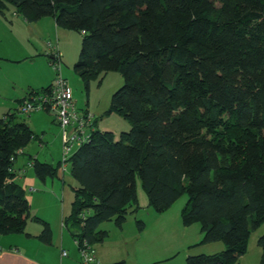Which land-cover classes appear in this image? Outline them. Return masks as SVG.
I'll return each instance as SVG.
<instances>
[{"label":"trees","instance_id":"1","mask_svg":"<svg viewBox=\"0 0 264 264\" xmlns=\"http://www.w3.org/2000/svg\"><path fill=\"white\" fill-rule=\"evenodd\" d=\"M9 9L28 23L50 17L82 34L75 71L86 86L111 72L124 79L107 113L130 131L115 141L93 117L89 142L67 161L77 185L64 225L78 250L105 241L102 224L123 228L138 212L139 178L155 212L187 194L183 225H201V245L224 244L187 264H236L245 256L252 230L264 223V0H0V13ZM38 139L17 113L0 119L1 236L25 234L31 219L15 164ZM29 159L41 181L62 167ZM34 221L50 244L48 224ZM258 245L264 264V234Z\"/></svg>","mask_w":264,"mask_h":264},{"label":"rangeland","instance_id":"2","mask_svg":"<svg viewBox=\"0 0 264 264\" xmlns=\"http://www.w3.org/2000/svg\"><path fill=\"white\" fill-rule=\"evenodd\" d=\"M0 16L7 24L3 27L1 25L4 23L0 24V58L4 59L0 62V119L8 112L17 113L18 120L28 124L41 138L33 141L26 152L43 163L54 166L59 162L63 164L62 129L58 124H52L54 112L42 111L30 116L20 113L22 105L31 100L32 92L55 83L59 72L55 65L50 63L52 55L50 43L56 46L58 39L51 32H46V29H38L36 27L38 23H33L29 28L18 26L16 21L23 18L15 14L13 9L0 13ZM66 32L68 37H64L62 43H58L62 55L60 72L73 91L76 109L79 112H88L97 122L98 129L114 133L115 141H118L121 133L130 131L132 127L121 116L107 113L112 96L124 85L122 74L118 72L104 74L86 86L75 71L83 35L74 31ZM124 125L128 126L127 130H122ZM27 156H20L18 164H27ZM23 169L30 171V174L34 173L28 165ZM17 183L23 187V182L17 179ZM37 183L39 186L29 185L27 179V186H25L31 212L47 220L51 227L56 229L58 225L63 224L64 215L70 214L74 200L72 189L77 184L70 174V165L66 164L65 172L62 167L60 168L59 178L48 180L47 183L39 180ZM30 187L34 192L29 191ZM136 191L140 209L137 213L128 216L124 228H119L115 221L106 222L101 226V229L109 232L104 249L106 254L112 256V259L128 260L127 264H134L141 260L146 264H152L154 256L160 259L171 257L176 255L179 252L178 249L183 248L184 245H193L202 239L200 224L185 227L182 223L181 213L189 200L187 194L183 195L167 212L157 213L150 208L148 196L139 178L136 179ZM138 220L144 223L143 230L139 229ZM32 226L40 228L43 225L29 220L27 228L30 229ZM154 230H178V232L172 235L171 239L163 242L159 232ZM64 232L70 240V232L68 230ZM137 232L139 240L135 242L134 238L136 240L138 238ZM263 234L264 223L252 230L246 246L247 254L236 264H260L262 250L258 241ZM126 238L132 241L129 247L125 244ZM56 247L59 249V246ZM48 248V252L55 256L54 249L51 246ZM215 253L220 252H214L212 255Z\"/></svg>","mask_w":264,"mask_h":264},{"label":"crops","instance_id":"3","mask_svg":"<svg viewBox=\"0 0 264 264\" xmlns=\"http://www.w3.org/2000/svg\"><path fill=\"white\" fill-rule=\"evenodd\" d=\"M16 22L18 23L17 24L18 26H24L26 28L32 27V25H33V23H28L25 19L17 20ZM2 23H4V24L1 25V27H3L4 25L7 26V24L4 22V20L0 16V24H2ZM36 23H38V24H36L37 25L36 27H38V29H41V30L46 29V32H51L54 37L56 36L59 44L62 43V40H64V37H66V38L68 37V34L66 32L67 30L57 27L55 20L50 18V17L44 18V19H42ZM61 57H62V55H61ZM52 85H53V83H51L48 87H50ZM5 116L6 115H4V117ZM4 117H2V118H4ZM52 124H58L57 121L55 120L54 116L52 119ZM127 129H128V126L124 125L122 130H127ZM26 149L24 150L23 155H21L22 157H26L27 155H29V153L26 152ZM29 158L38 160V158L33 157L32 155H29V156H27V159H26L27 164L21 163V165H19L18 164L19 158L17 159L18 161L15 164V171L17 174L15 182L17 183V179L20 180L21 182H23V188L25 191H26L25 186H27V179L29 180V185H32V186H39V184L37 182L40 180L37 178L35 173H33L34 172L33 169L31 170L33 174H30V171H28V172L24 171L23 168L27 167V165H28V167L30 166L29 162L31 160ZM57 178H59V173H58V176L55 177L54 179H47L46 181H42V182L47 183L48 180H55ZM29 191L34 192V190L31 187H30ZM71 213H72V204H71L70 214L66 215V216L64 215V217L62 219L63 224L61 226L58 225L56 227V229H53L51 227V224L47 220H45L41 217H38L37 215H33L31 212V206H30L31 219H29V220L34 221L35 218H39L41 221L48 224V226L50 227V230L52 232L51 243L47 245V244L43 243L38 238L41 235V233L43 232V229H44L43 226L40 228L32 226L30 229H28L26 226L25 234L5 235V236L0 235V264H82L81 259H80L78 246L73 239L71 229H70V227L64 225V220L66 218H68L71 215ZM135 220H137V217H135ZM138 221H140V220H138ZM27 225H28V223H27ZM101 226L99 227V230L100 231H106V230L101 229ZM123 228H124V225H123ZM53 230H55V231H53ZM64 230H68L70 232V240L66 236ZM154 231L159 232L160 236L162 237L163 242L166 239H171V236L178 232V230H154ZM106 232H108V231H106ZM127 238L125 240V244H126V247H129V244L132 241H129ZM202 239H203V235H202ZM202 239H199V241H197L193 245H184L183 248L178 249L179 252L176 255H173L171 257H166L164 259H160L158 256L157 257L154 256L152 259V264H187V259L190 256H196V255H201V254H207V255L211 254L212 255V253H214V252H222L225 250L224 244L223 243L219 244L221 242H217L215 244L212 243V244H207V245H201L200 243H201ZM132 240H133V238H132ZM134 240H135V242H137L139 240V233H138L137 240L135 238H134ZM105 242L106 241H103L102 243H98V244L93 245L101 264H127L128 263L127 262L128 260L123 259L122 261H119L116 258L112 259L111 255L106 254L105 249H104V245H106ZM98 245H100V246L97 248ZM212 245H215V246H212ZM48 246H51L52 249H54V255L55 256L51 255L48 252L49 251ZM56 246H59L58 247L59 249H57ZM207 247H211V248L207 249ZM62 251L67 252L66 257L62 256ZM215 254H217V253H215ZM134 264H146V263H144L141 260L140 262L136 261Z\"/></svg>","mask_w":264,"mask_h":264},{"label":"built area","instance_id":"4","mask_svg":"<svg viewBox=\"0 0 264 264\" xmlns=\"http://www.w3.org/2000/svg\"><path fill=\"white\" fill-rule=\"evenodd\" d=\"M54 55V64L59 72L50 93L45 95H33L31 100L25 102L21 107V114L32 115L43 110H50L55 113L59 125L63 131V172L66 171L67 161L73 156L75 149H79L84 143L89 142L90 135L87 132L92 127L93 116L81 115L76 110L73 99V91L69 87L66 79L60 72V52L57 46L50 43ZM77 246L78 243L76 242ZM79 254L82 264H101L93 246L88 242L79 245ZM62 256L66 257L67 252L62 251Z\"/></svg>","mask_w":264,"mask_h":264}]
</instances>
